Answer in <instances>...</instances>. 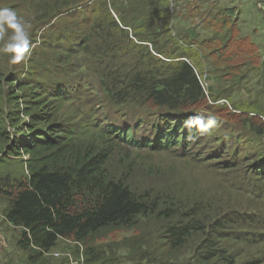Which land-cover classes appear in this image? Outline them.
Masks as SVG:
<instances>
[{
	"label": "trees",
	"instance_id": "trees-1",
	"mask_svg": "<svg viewBox=\"0 0 264 264\" xmlns=\"http://www.w3.org/2000/svg\"><path fill=\"white\" fill-rule=\"evenodd\" d=\"M163 4L165 0H0V8L14 10L30 25V51L20 63H10L9 55L0 52V167L11 166L0 171V200L6 204V222L21 229L15 246L30 264H43L60 240L83 248L87 264L118 262L120 257L113 254L120 249L130 251L132 264H237L228 250L231 242L253 247L264 243L263 215L244 214L239 208L219 215L211 203H189L186 210V201L139 194L111 173L108 162L116 147L112 137L136 145L134 122L128 124L131 134L104 128L107 142L99 145L80 138L83 126L59 120V108L80 92L86 79L95 77L106 110L134 105L151 110H140L144 118L160 119L156 112L164 113L167 130L176 131L181 140L178 145H187L188 137H195L203 125L191 122L196 113L205 111L216 119L209 112L212 105L206 101L201 76L208 57L217 69L237 62L239 50L243 53L240 42L245 37L236 38V17L231 18L235 7L226 8L231 15L221 21L212 19V36L197 41V32L191 30L185 44L174 32L163 38L172 30ZM11 33L6 28L0 34V48ZM171 43L182 50H172ZM89 58L97 68L74 78L68 65L79 69L84 64L76 63ZM220 109L214 108L215 113ZM241 116L236 121L239 130L257 139L255 146L240 142L247 147L242 150H253L250 155L255 152L264 163V116ZM9 127L16 130L13 138ZM166 137H159V144L169 145ZM253 171L264 174V164ZM147 220H152L155 232L145 240L123 238L108 249L97 246L110 233L140 229ZM242 264H264V254Z\"/></svg>",
	"mask_w": 264,
	"mask_h": 264
},
{
	"label": "rangeland",
	"instance_id": "rangeland-1",
	"mask_svg": "<svg viewBox=\"0 0 264 264\" xmlns=\"http://www.w3.org/2000/svg\"><path fill=\"white\" fill-rule=\"evenodd\" d=\"M262 1L165 0L163 7L166 6L169 10L170 28H172L171 33L163 36L165 39L172 37L174 32L177 38L188 44L190 31L195 30L198 34L196 35L197 41H201L212 36L210 30L216 28L212 19L221 21L223 17L226 18L232 14V19L233 15L236 17L234 23L236 38L245 37L244 40H246L240 42L242 46L240 49L243 53L239 50L241 54L234 57L237 62L233 64L229 61L227 66H216V69L213 65V57L207 58L201 83L203 88L207 89L208 99L206 101L212 105L209 112L216 119L205 111L196 113L191 122L203 125L198 127L199 131L195 137H188L187 145L182 146V143L178 145L181 140L176 139L177 132L171 133L167 130V123L162 116L164 113L156 112L157 115H161L160 120L159 117L151 115H145L148 117L144 118L140 110L147 112L151 110L134 105L122 106L121 110H106L103 107L105 100L97 95L96 77L94 80L86 79L88 83L84 82L85 85H81L80 92L59 108V120L70 125L83 126L79 129L80 138L86 141H96L100 143L99 145L107 142L104 138L106 134L103 132L104 128L106 130L116 128L121 134L127 131L131 134V125L128 124L134 122L138 126L134 129V140L137 144L131 145L114 135L112 139L115 140L113 142L116 147L112 151L108 167L111 173L127 180L139 194L146 193L155 199L161 198L163 201L170 199L182 204L186 201L188 202L186 210L190 206L189 203L202 206L211 203L212 208H215L219 215L229 208H239L244 214L256 212L264 218V174H261V171L258 173L253 171L254 166L263 167V157L255 152L250 155L253 150H242L247 147L240 142L246 140L255 146L257 139L248 136L244 132L245 129L239 130L236 125L237 118L239 116L241 118V115L247 112L260 113L264 116V9ZM229 7H235L231 14L224 12ZM109 8L113 16L117 17L111 6ZM177 45L171 43L169 48L178 50ZM181 50L182 48L178 52ZM202 50L205 49L202 47ZM204 55L206 56L205 51ZM82 56L80 55V58ZM76 64L78 66L84 64V66L79 69L75 65L67 67L71 74L76 75L74 78L90 71L89 68H97L90 58L85 63L79 60ZM236 65L240 68L234 69L233 66ZM75 72L81 73L76 74ZM92 77L94 75L90 78ZM216 107L221 108L219 113H215L214 108ZM7 130L13 138L16 130L12 127ZM164 134L169 136L165 138L169 145L159 144V137H163ZM20 136L17 135V139H20ZM144 140L150 141V144L144 143ZM2 148L0 142V158L4 157V152L1 153ZM219 156L221 158H218ZM222 164L237 167L226 170L228 168L221 167ZM14 167L16 166H13V170ZM2 169L9 170L11 166L0 167V171ZM232 170L235 171L231 172ZM260 190L262 192L258 194ZM5 206V202L0 200V236L4 240L0 245V264H30L25 252L15 246L21 229L10 227L7 224L3 214ZM151 221L143 222L141 228L134 231H114L97 246L101 249H108L110 245L119 244L118 242L123 238L145 240L144 237H150L155 232ZM3 231H6L5 234ZM147 241L154 243V239L151 238ZM228 250L236 255L237 264H242L259 253L263 255L264 243L253 247L235 241L229 244ZM81 252L83 253V248L75 243L60 240L57 246L46 255L47 259L43 264H76L78 260L76 258ZM115 252L113 256L120 257L118 262L116 259L99 264H132L129 261L131 258L129 250L120 249ZM109 255L111 254H107ZM189 256L191 257L190 253ZM71 258L74 260L73 263ZM84 260L87 264L85 258Z\"/></svg>",
	"mask_w": 264,
	"mask_h": 264
},
{
	"label": "clouds",
	"instance_id": "clouds-1",
	"mask_svg": "<svg viewBox=\"0 0 264 264\" xmlns=\"http://www.w3.org/2000/svg\"><path fill=\"white\" fill-rule=\"evenodd\" d=\"M5 26L7 29H11L12 33L3 47L0 48V52L9 55L10 63L18 64L30 51V25L18 17L14 10L0 8V34L6 30Z\"/></svg>",
	"mask_w": 264,
	"mask_h": 264
},
{
	"label": "built area",
	"instance_id": "built-area-1",
	"mask_svg": "<svg viewBox=\"0 0 264 264\" xmlns=\"http://www.w3.org/2000/svg\"><path fill=\"white\" fill-rule=\"evenodd\" d=\"M262 5H263V9H264V0L262 1ZM2 240H3V238L0 236V245L3 244ZM80 258H81V260H80ZM84 258H85L84 254L81 252L79 257L76 258V259H78V260H76V264H85ZM71 261H72V263L74 262V260L72 258H71Z\"/></svg>",
	"mask_w": 264,
	"mask_h": 264
},
{
	"label": "crops",
	"instance_id": "crops-1",
	"mask_svg": "<svg viewBox=\"0 0 264 264\" xmlns=\"http://www.w3.org/2000/svg\"><path fill=\"white\" fill-rule=\"evenodd\" d=\"M7 224L10 225V227H14V226H12L10 223H8V222H7ZM14 228H15V227H14ZM3 232H4V231H3ZM5 232H6V231H5ZM5 232H4V234H5Z\"/></svg>",
	"mask_w": 264,
	"mask_h": 264
}]
</instances>
